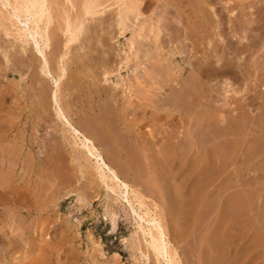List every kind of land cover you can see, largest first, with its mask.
I'll return each mask as SVG.
<instances>
[{"label": "rangeland", "instance_id": "374dc122", "mask_svg": "<svg viewBox=\"0 0 264 264\" xmlns=\"http://www.w3.org/2000/svg\"><path fill=\"white\" fill-rule=\"evenodd\" d=\"M80 1L50 0L51 46L63 45L66 18H83ZM100 1L110 5L105 14L89 18L82 37L70 44L59 91L69 117L81 128L97 116L116 125L119 146L127 152L125 160H116L122 178L144 195L178 264H264V136L248 142L247 135V145L235 154L232 122L240 111L239 116L251 118L245 119V130L264 126V0ZM15 2L0 0V88L8 91L0 107V176L5 175L0 177V264H164L139 228L132 210H138L137 202L131 206L112 194L110 182L57 119L54 83L38 73L37 58L30 63L31 51L20 50L30 36L18 33L32 25L29 14H14ZM124 5L136 7L120 34L115 15ZM140 19L143 33L150 26L153 32L142 44L134 40L130 51ZM243 35L247 49L240 59L231 54V41L236 44ZM78 51L84 60L75 69L71 60ZM69 77L72 87L66 84Z\"/></svg>", "mask_w": 264, "mask_h": 264}, {"label": "bare ground", "instance_id": "6f19581e", "mask_svg": "<svg viewBox=\"0 0 264 264\" xmlns=\"http://www.w3.org/2000/svg\"><path fill=\"white\" fill-rule=\"evenodd\" d=\"M16 2L14 3L15 5H12L13 6V9L16 11V13H14L15 15L18 16V18L20 17V14H24L27 15L29 14L30 15V22H31V28L27 30H23L18 33V36H27L26 38H28L30 36V38L32 39L33 41V44H28V41H30V38H28L29 40H26L25 38V44L21 45L20 46V50L21 52L23 53H27L28 51L32 52V57L30 59V63L33 64V61L37 58V64L35 65L36 67L39 68V71L38 73H41L42 75L46 76L47 78H49L51 80L52 83H54V89L51 91V101L54 103V109H55V113H56V116H57V119H60L61 122L63 123L64 127L67 129L65 131H68L72 137H73V141L74 143L79 144L82 149L84 150V153L90 158L93 160V163H94V169L97 170V173L99 172L100 173V176L102 178H105V180L107 179L109 182H110V185H106L108 187L109 190L112 191V194H115L117 193L116 196H119V197H122L124 198L127 203H129L131 206H132V203H133V200H135L137 202V208L138 210H136L133 206H132V210L133 212H135V214H137V217L140 219L141 223L139 221H137V223L139 222V228L142 230V234H146L148 235V241H147V244H148V247L151 249V251L153 252L152 254H154V256L156 257V259H162L163 260V263L164 264H178V259H177V253L175 250H173L170 245H169V242L167 240V236L164 232V229L160 223V221L157 219V217L155 216H152L151 214V210L147 207H145L144 205V201L142 199L143 196H141L142 194H140L141 192L138 193L139 190L137 189H134L130 186L129 183H127L122 177V174H121V169L118 168L117 165V162L116 160H119L121 161V159H126L127 158V152L124 148L120 147L119 146V138L116 134V132H114V127H111L109 126L105 120H103L101 117H95L94 115V119L93 121H91V117H90V121H89V127L86 128H81L79 126H77L76 124H74V122L72 121V119L69 117L68 115V111L66 110V106L65 104H62L59 100V91H60V85H61V82L63 80V78L66 76L67 74V68H66V62H67V59H68V54L70 53L69 52V49L70 47L73 48L70 44L71 42H74L76 40H78L79 37H82L83 35V32L85 31V28H87V20L89 18H93L94 16H101L103 13L105 14V8L107 6H110V5H106L105 7L103 6L104 3L106 2H103V1H100V0H82L80 1L81 2V11L82 12V15H83V18L81 16V18H79L76 22L74 21H70L68 18L65 19V25H64V28H63V33L66 34V38L64 40V43L62 46H59L58 45H53L51 46V35H50V30H49V26L50 24H52V21H53V17H54V14L52 13V5H51V2L50 0H15ZM72 1V0H71ZM6 2V1H5ZM4 2V3H5ZM8 2V1H7ZM116 3L119 2V0H116L115 1ZM122 2V1H121ZM133 2V1H132ZM136 2V1H135ZM11 3V2H9ZM53 3V2H52ZM120 3V2H119ZM71 4V3H70ZM107 4V3H106ZM122 4V3H121ZM9 6V5H8ZM72 6V5H71ZM136 7V5H134ZM133 6V7H134ZM118 7V6H117ZM131 6L128 7V5H124V7L120 8L117 10L116 12V19H115V23H116V26L119 28L118 30H120V34H123L127 28H129V24H128V20H131L130 19V16L128 14V12H132L134 11L133 10V7L130 8ZM10 8H11V5H10ZM139 8V7H138ZM12 9V11H13ZM107 9V8H106ZM135 9V8H134ZM137 9V8H136ZM135 9V10H136ZM10 11V13L12 12ZM141 13V12H140ZM13 14V15H14ZM53 14V16H52ZM143 15V14H142ZM141 15V16H142ZM10 16V15H9ZM23 16V15H22ZM69 16V15H68ZM114 16V17H115ZM140 15L139 14H136L134 15V21L135 20H138V17ZM15 17V16H14ZM78 17V16H77ZM210 17V16H209ZM17 18V19H18ZM24 19V18H23ZM64 19V18H63ZM71 19V18H70ZM101 17H99V19L97 18L96 20L100 21ZM22 20V19H21ZM25 20V19H24ZM102 20V19H101ZM140 19V23L137 25V28L134 29V32H133V35L132 37L129 39V49L130 51L133 49V45H134V40L137 39L138 43L139 44H142L144 40H147L150 38V34L153 32V28L150 26L148 27L149 29L147 30L146 33H143V21ZM209 20V19H208ZM212 20V19H211ZM29 21V20H28ZM93 21V20H92ZM95 21V20H94ZM133 21V20H132ZM147 21V20H145ZM23 22V21H22ZM26 22V20H25ZM89 22V21H88ZM148 22V21H147ZM200 22V21H199ZM40 23H42V25L40 26ZM101 24V22H99ZM135 23V22H133ZM137 23V22H136ZM212 23V22H211ZM21 24V23H20ZM23 24V23H22ZM29 24V23H28ZM213 24V23H212ZM252 24V23H251ZM14 25V23L12 24ZM16 25V24H15ZM147 25V24H146ZM149 25V24H148ZM202 25V24H201ZM18 27V25H16ZM86 26V27H85ZM211 26V25H210ZM15 27V28H17ZM30 27V26H29ZM132 27V26H130ZM217 27V26H216ZM20 26L18 27V31L21 30L19 29ZM51 28V27H50ZM161 28V27H160ZM250 28V27H249ZM25 29V28H24ZM156 29V28H155ZM252 29V27H251ZM16 30V29H15ZM93 30V29H92ZM117 30V31H118ZM157 30L159 31L160 29L157 28ZM200 30V29H199ZM206 30V29H204ZM10 32L11 34V30L8 29L7 32ZM158 31L156 33V35L158 34ZM203 31V30H201ZM17 32V30H16ZM249 33V32H248ZM8 34V33H7ZM17 34V33H16ZM23 34V35H22ZM82 34V35H81ZM88 34V33H87ZM97 34V33H96ZM203 34V33H202ZM29 35V36H28ZM81 35V36H80ZM112 35V34H111ZM152 35V34H151ZM14 36V35H13ZM189 36V35H188ZM232 36V35H231ZM253 36V35H252ZM53 37V36H52ZM233 37V36H232ZM57 38V37H56ZM156 38V37H155ZM23 39V41H24ZM115 39V38H114ZM202 39V38H201ZM233 39V38H232ZM248 38L246 37V35H243V36H240L239 40L237 43H239L242 47L239 46H235L236 44L233 43V41H231V45L232 47L234 46L233 49H231V54L233 53L234 56L236 57H239L240 59H243L242 58V52H244L245 50L244 49H247L245 45H243L244 43V40ZM19 40V39H18ZM22 40V38H21ZM53 40V39H52ZM101 40L100 37L98 39V41ZM200 40V39H198ZM22 41V42H23ZM80 41V40H79ZM106 41V40H105ZM205 41V40H204ZM246 41V40H245ZM16 42V41H15ZM20 42V40H19ZM61 42V41H60ZM100 42V41H99ZM248 42V41H247ZM253 43V41H251ZM31 43V42H30ZM53 43V42H52ZM102 43V42H101ZM209 43V41L207 42ZM249 43V42H248ZM246 43V44H248ZM54 44V43H53ZM80 44V43H79ZM234 44V45H233ZM254 44V43H253ZM2 45V44H1ZM74 45V44H73ZM103 45V44H102ZM136 45V44H135ZM16 46V45H15ZM28 46V47H27ZM230 46V45H229ZM80 47V45H79ZM194 47V46H193ZM249 47V46H248ZM17 48V47H15ZM81 48V47H80ZM135 48V47H134ZM140 48V47H139ZM250 48V47H249ZM84 49V48H83ZM141 49V48H140ZM144 49V48H143ZM47 50H51L50 51V55H52L51 59L47 56ZM89 50V48H88ZM97 50V49H96ZM135 50V49H134ZM77 51V50H76ZM108 51V50H107ZM129 51V50H128ZM129 51V53H130ZM147 51V49H146ZM218 51V50H217ZM247 51V50H246ZM83 52V51H82ZM140 52V51H139ZM137 50L135 52V58L138 57V53H139ZM49 53V52H48ZM72 53V52H71ZM81 52H75V55H74V59L71 60V63L73 62L75 64V69L79 67V60H84V56H83V53ZM173 53V52H172ZM215 53V52H214ZM74 54V53H73ZM145 54V53H144ZM143 54V55H144ZM175 54V53H174ZM8 55V54H7ZM6 55V57H7ZM70 55V54H69ZM127 55V54H126ZM26 56V55H25ZM36 56V57H35ZM82 56V59L81 57ZM109 56V55H108ZM128 56V55H127ZM125 56V57H127ZM144 56H147V52ZM214 56V55H213ZM211 56V57H213ZM129 57H131L129 55ZM173 57V56H172ZM209 57V59L211 58ZM236 57V58H237ZM13 58V57H12ZM116 58V57H115ZM216 58V57H215ZM238 58V59H239ZM246 58V57H245ZM128 59V57L126 58ZM125 59V60H126ZM212 59V58H211ZM237 59V60H238ZM130 60V58H129ZM50 61L55 65L52 67L50 66ZM106 61V60H104ZM108 61V60H107ZM106 61V62H107ZM118 61V60H117ZM213 61V60H211ZM223 61V60H222ZM100 61L96 62L97 65H101L102 63H99ZM231 62V61H230ZM236 62V61H235ZM8 63V62H7ZM127 63V61H126ZM204 63V62H203ZM238 63V61H237ZM94 64V63H93ZM206 64V63H205ZM211 64V63H210ZM225 64V62H224ZM199 65V64H198ZM235 65H233V63H231V68H233ZM236 66H239V65H236ZM30 67V66H29ZM28 67V68H29ZM134 67V66H133ZM35 68V67H34ZM37 68V70H38ZM226 68V67H225ZM36 69V68H35ZM103 69V68H101ZM204 69V68H203ZM234 69V68H233ZM69 71V70H68ZM107 71V70H105ZM203 71V70H202ZM214 71V70H213ZM233 71V70H231ZM257 71V70H256ZM13 73H19L20 71L16 70V69H13L12 70ZM38 73H35L36 75ZM88 73V72H86ZM97 73V72H96ZM207 73V72H206ZM104 74H106V72H104ZM141 75V74H140ZM149 75V74H148ZM203 75V74H202ZM39 76V75H38ZM72 76V75H71ZM142 76V75H141ZM209 76V75H208ZM204 77V76H203ZM37 77L34 78V76H32V81H35ZM145 78V77H143ZM142 78V79H143ZM150 78V77H149ZM138 79V78H137ZM78 80V82L80 81L81 82V78L79 79H76ZM83 80V79H82ZM107 80V79H106ZM66 84H67V87H72L74 84H73V78L69 77L67 80H66ZM148 81V80H147ZM150 81V80H149ZM148 81V82H149ZM116 82V81H115ZM85 83V82H84ZM31 84H35L34 83H31ZM118 83L116 82L115 85H117ZM121 84V83H120ZM34 86V85H33ZM144 86V85H143ZM147 86V85H146ZM153 87V86H151ZM165 87V85H164ZM121 88V87H120ZM131 86L128 88V92L132 93V90H131ZM145 88V87H144ZM36 89V88H35ZM41 89V87H40ZM119 89V88H118ZM161 89V88H160ZM44 90V89H43ZM141 90V89H140ZM145 91V89H143ZM147 90V89H146ZM18 91V90H17ZM46 91V90H45ZM38 92H41V90H38ZM44 92V91H43ZM42 92V93H43ZM107 92V91H106ZM146 92V91H145ZM148 92V91H147ZM17 93V92H16ZM123 93V92H122ZM125 93V92H124ZM10 90H9V95H10ZM19 94V93H18ZM17 94V95H18ZM39 94V93H38ZM44 94V93H43ZM8 95V91L7 90H4V89H1L0 88V107H1V104H3V99L6 98ZM14 95V94H13ZM124 95V94H123ZM47 96V95H46ZM106 96V94H105ZM114 96V95H113ZM18 97V96H17ZM16 97V98H17ZM21 97V96H20ZM10 98V97H9ZM18 100H20L21 98H17ZM142 99V98H141ZM145 99V98H144ZM147 99V98H146ZM158 99V98H156ZM10 100V99H9ZM41 100V99H39ZM93 100V99H92ZM143 100V99H142ZM148 100V99H147ZM6 101V100H4ZM255 101V100H254ZM16 102V101H15ZM14 102V103H15ZM19 102V101H18ZM21 102V100H20ZM7 103V102H6ZM12 103V102H11ZM10 103V104H11ZM43 103V102H42ZM80 103V102H79ZM27 104V102H26ZM41 104V103H40ZM114 104V103H113ZM149 104V103H148ZM13 105V104H12ZM25 105V104H23ZM28 105V104H27ZM112 105V103H111ZM6 106V105H5ZM4 107V106H3ZM10 107V106H9ZM32 107V106H31ZM44 107V105H43ZM136 107V106H135ZM258 107V106H257ZM26 108V107H25ZM29 108V107H28ZM126 108V107H125ZM131 108V107H130ZM253 108V107H252ZM22 109V108H21ZM20 109V110H21ZM129 109V108H128ZM135 109V108H134ZM241 109V108H240ZM247 109V108H246ZM259 109V108H258ZM27 110V109H26ZM130 110V109H129ZM133 110V109H132ZM242 110V109H241ZM85 113L87 114V111L89 112V107L87 109H84ZM121 111V110H120ZM23 112V111H22ZM68 112V113H67ZM122 112V111H121ZM127 112V111H126ZM247 112V111H246ZM90 113V112H89ZM235 113V112H234ZM81 114V113H80ZM84 114V113H83ZM96 114V113H95ZM236 114V113H235ZM239 114L240 111H239ZM238 116L235 115L232 122L234 124V134L237 136V139L234 141L233 143V146H234V153L237 154L240 149L242 148L241 146L243 145V143L247 145V143L249 141L253 142L254 138H260L261 135L264 136V126H258V128H253V127H250V128H247L248 130H245V126L246 125H249L247 124V121L245 120L246 118H248L246 116V118L244 117L246 114H243V117L241 116ZM248 114V113H247ZM74 115V114H73ZM112 115V114H111ZM144 115V114H143ZM3 116V115H2ZM0 116V117H2ZM8 116V115H7ZM254 116V115H253ZM84 117V116H83ZM251 117V116H250ZM41 118V117H40ZM106 118V117H105ZM13 119V118H12ZM89 120V118H87ZM248 119H251V118H248ZM59 120V121H60ZM262 120V119H261ZM107 121V120H106ZM244 121V122H243ZM251 121V120H250ZM13 122V120H12ZM88 122V121H87ZM109 122V121H108ZM242 122V123H241ZM121 123V122H120ZM123 123V122H122ZM264 123V122H262ZM41 124V123H40ZM115 124V123H114ZM117 124V123H116ZM61 125V123H60ZM261 125V124H260ZM14 126V124H13ZM63 127V128H64ZM248 127V126H247ZM33 128V127H32ZM62 128V129H63ZM252 128V129H251ZM13 130V129H12ZM3 131V130H2ZM63 132V131H62ZM133 132V131H132ZM131 132V133H132ZM148 133V132H147ZM14 134V133H13ZM23 134V132H22ZM32 134V133H31ZM134 134V133H133ZM3 135V134H2ZM2 135H0V137L4 138ZM7 135V134H6ZM5 135V136H6ZM125 135V134H124ZM247 135H250L251 139L249 138L248 142H247V139L246 136ZM122 136V135H121ZM64 137V135H63ZM126 137V136H125ZM1 138V139H2ZM10 139V138H9ZM8 139V140H9ZM122 139V138H121ZM72 140V139H71ZM110 143H109V142ZM128 141V140H127ZM246 141V142H245ZM11 142V141H10ZM15 142V141H14ZM69 142V141H68ZM71 142V141H70ZM72 143V142H71ZM110 144L111 146H109L107 148V150H109V153L105 150V146L107 144ZM9 144V143H8ZM69 144V143H68ZM122 144V143H121ZM258 144V143H257ZM21 145V144H20ZM49 145V144H48ZM52 145V144H51ZM122 146V145H121ZM6 147V146H5ZM19 147V146H18ZM17 147V148H18ZM47 147V146H46ZM214 147V145H213ZM61 148V147H60ZM71 148V146H70ZM75 148V147H74ZM174 148V147H173ZM1 149V148H0ZM3 149V148H2ZM16 149V148H15ZM73 149V147H72ZM78 149V148H76ZM17 150V149H16ZM47 150V149H46ZM80 150V148H79ZM228 150V149H227ZM13 152V150H12ZM47 152V151H46ZM244 152V151H243ZM3 153V151H2ZM2 153L0 154L1 156ZM7 153V152H6ZM11 153V152H10ZM262 153V152H261ZM71 154V153H70ZM79 154H81L79 152ZM83 154V153H82ZM259 155H261L260 153H258ZM257 154V155H258ZM8 155V154H7ZM178 155V154H177ZM241 155V154H240ZM74 156V155H73ZM5 157V156H4ZM75 157V156H74ZM249 157V156H248ZM258 157V156H257ZM17 158H19L17 156ZM23 158V157H22ZM6 160L8 158H5ZM50 159V158H49ZM88 159V158H86ZM89 159V160H90ZM3 160V158H2ZM9 160V159H8ZM7 160V161H8ZM12 160V159H10ZM54 160V159H53ZM83 160V159H82ZM91 160V161H92ZM88 161V160H87ZM128 161V159H127ZM12 162V161H11ZM15 162V161H14ZM12 162V163H14ZM22 162V161H21ZM1 163V162H0ZM21 164V163H20ZM81 164V163H80ZM122 164V163H120ZM1 165V164H0ZM92 165V164H90ZM136 165V164H134ZM4 166V164H3ZM2 166V167H3ZM9 166V165H8ZM20 166V165H19ZM53 166V165H52ZM124 166V165H123ZM126 166H128L126 164ZM49 167V166H48ZM56 167V166H55ZM31 168V167H30ZM58 168V167H57ZM128 169H130V166L126 167ZM198 168V167H197ZM196 168V169H197ZM205 168L202 167V166H199L198 169L200 170H203ZM237 168V167H236ZM9 169H12V168H9ZM55 169V168H54ZM5 170V169H4ZM95 170V171H96ZM234 170V168H233ZM239 172V169L237 170ZM2 172V171H1ZM5 172V171H4ZM62 172V171H61ZM237 172V173H238ZM6 173V172H5ZM201 174V172H199ZM203 173V172H202ZM235 173V172H234ZM2 174V173H1ZM211 174V173H210ZM236 174V173H235ZM4 175V174H3ZM2 175V179L3 177L5 178V175L3 176ZM10 175V174H9ZM59 175V174H58ZM8 176V175H7ZM69 176V175H68ZM67 176V177H68ZM96 176V175H95ZM0 178V179H1ZM12 179V178H11ZM9 180V178H8ZM101 180V179H100ZM14 181V180H13ZM6 182V180L4 181ZM26 182V181H25ZM67 182V181H66ZM108 182V183H109ZM16 183V182H15ZM65 183V182H64ZM5 184H8V182H6ZM24 184V183H23ZM13 185V184H12ZM11 185V189L13 190V186ZM17 185V184H16ZM25 185V184H24ZM3 186V185H2ZM6 186V185H5ZM4 186V188H5ZM7 187V186H6ZM20 187V185H19ZM2 188V187H1ZM25 188V187H24ZM39 188V187H38ZM3 189V188H2ZM15 189V188H14ZM17 189V188H16ZM107 189V190H108ZM6 190V188H5ZM25 190V189H24ZM23 190V191H24ZM18 191V190H16ZM27 191V190H26ZM3 192V191H2ZM5 192V191H4ZM20 192V190H19ZM18 192V194H19ZM109 192V191H108ZM114 192V193H113ZM21 193V192H20ZM24 192H22L23 194ZM29 193V192H28ZM252 193V192H251ZM250 193V194H251ZM26 194V193H24ZM24 194L21 195L23 198H26V196L24 197ZM130 194H132L133 198L130 199ZM14 196V195H13ZM16 196V195H15ZM14 196V198H15ZM21 197V199H23ZM240 197V196H239ZM20 198V197H19ZM11 199V198H10ZM19 199L20 202H22L23 200ZM246 199V198H245ZM18 200V198H17ZM28 201V199H27ZM30 201V200H29ZM11 202V201H10ZM135 202V203H136ZM146 203V202H145ZM260 203V202H259ZM18 205V204H17ZM21 205V204H20ZM27 205V204H26ZM24 204V206H26ZM35 205V204H34ZM23 206V207H24ZM142 207H145L144 211H142ZM134 214V213H133ZM155 214V213H154ZM201 220V219H200ZM261 221V220H260ZM144 222L146 223V225L144 226ZM219 222V221H218ZM257 223V222H256ZM235 226V225H234ZM250 226V225H249ZM237 227V226H236ZM240 227V226H239ZM264 230V229H262ZM260 232H256V234L258 235ZM260 235V234H259ZM147 237V236H146ZM228 237V236H227ZM224 239V238H223ZM255 244L259 247V246H262V242H261V237L259 236L258 239H255ZM145 243V242H144ZM133 244V242L131 243ZM138 246V244H136ZM133 246V245H132ZM247 246V245H246ZM136 248V246L134 247ZM133 248V249H134ZM142 249V248H141ZM136 250V249H135ZM138 250V249H137ZM150 252V251H149ZM143 254V253H142ZM242 255V254H241ZM147 258V257H146ZM243 263L246 262V260H243L242 261ZM162 264V263H161ZM241 264V263H240Z\"/></svg>", "mask_w": 264, "mask_h": 264}]
</instances>
